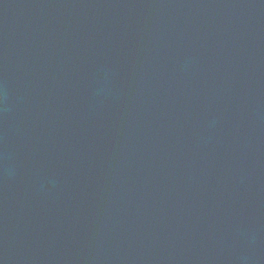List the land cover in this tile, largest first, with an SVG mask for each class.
Returning <instances> with one entry per match:
<instances>
[{"label": "water", "instance_id": "water-1", "mask_svg": "<svg viewBox=\"0 0 264 264\" xmlns=\"http://www.w3.org/2000/svg\"><path fill=\"white\" fill-rule=\"evenodd\" d=\"M0 264H264V0H0Z\"/></svg>", "mask_w": 264, "mask_h": 264}]
</instances>
